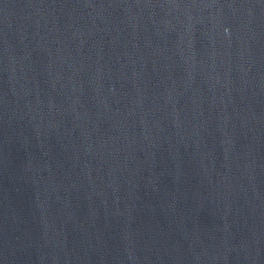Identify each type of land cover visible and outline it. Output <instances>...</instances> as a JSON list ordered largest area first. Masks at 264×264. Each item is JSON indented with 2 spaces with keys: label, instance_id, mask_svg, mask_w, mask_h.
Returning a JSON list of instances; mask_svg holds the SVG:
<instances>
[{
  "label": "water",
  "instance_id": "water-1",
  "mask_svg": "<svg viewBox=\"0 0 264 264\" xmlns=\"http://www.w3.org/2000/svg\"><path fill=\"white\" fill-rule=\"evenodd\" d=\"M0 264H264V0H0Z\"/></svg>",
  "mask_w": 264,
  "mask_h": 264
}]
</instances>
